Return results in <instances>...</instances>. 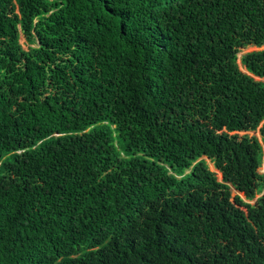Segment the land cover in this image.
I'll use <instances>...</instances> for the list:
<instances>
[{"label": "trees", "instance_id": "obj_1", "mask_svg": "<svg viewBox=\"0 0 264 264\" xmlns=\"http://www.w3.org/2000/svg\"><path fill=\"white\" fill-rule=\"evenodd\" d=\"M253 47L264 0H0V264H264Z\"/></svg>", "mask_w": 264, "mask_h": 264}, {"label": "rangeland", "instance_id": "obj_2", "mask_svg": "<svg viewBox=\"0 0 264 264\" xmlns=\"http://www.w3.org/2000/svg\"><path fill=\"white\" fill-rule=\"evenodd\" d=\"M260 49H264V47H262V48H260ZM260 49H258V48H255V47H253V48H249V49H247V50H244L243 52H242V54H245V53H248V52H252V51H257V50H260ZM246 133H240V135H245ZM250 135L252 136V135H254L253 133H250ZM209 166H210V168H211V170L213 171V172H217V170L215 169V167H214V165L211 163V162H209ZM218 176H219V178H221V175L218 173ZM236 195H238V193L235 191V190H233V197H236ZM241 196L242 197H244L242 194H241Z\"/></svg>", "mask_w": 264, "mask_h": 264}]
</instances>
